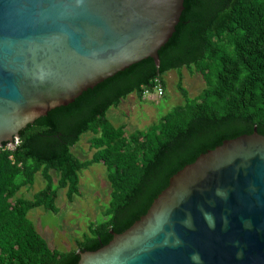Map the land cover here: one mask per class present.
I'll list each match as a JSON object with an SVG mask.
<instances>
[{
  "label": "trees",
  "instance_id": "trees-1",
  "mask_svg": "<svg viewBox=\"0 0 264 264\" xmlns=\"http://www.w3.org/2000/svg\"><path fill=\"white\" fill-rule=\"evenodd\" d=\"M176 32L160 50V67L144 60L89 89L20 132L15 148L0 147V264H77V251H96L144 216L171 177L223 141L264 135V0H185ZM201 76L192 99L183 69ZM179 71L177 90L185 103L146 130L126 131L108 118L130 95L140 100L165 75ZM92 134L96 152L80 161L72 149ZM94 164L107 170L110 202L103 220L68 253L52 250L29 220L43 207L58 213L59 191L69 201L80 194V173ZM57 175V184L51 174ZM41 174L46 186L32 200L17 198Z\"/></svg>",
  "mask_w": 264,
  "mask_h": 264
},
{
  "label": "water",
  "instance_id": "water-1",
  "mask_svg": "<svg viewBox=\"0 0 264 264\" xmlns=\"http://www.w3.org/2000/svg\"><path fill=\"white\" fill-rule=\"evenodd\" d=\"M185 0H0V147L160 50ZM77 264H264V135L225 140Z\"/></svg>",
  "mask_w": 264,
  "mask_h": 264
},
{
  "label": "rangeland",
  "instance_id": "rangeland-1",
  "mask_svg": "<svg viewBox=\"0 0 264 264\" xmlns=\"http://www.w3.org/2000/svg\"><path fill=\"white\" fill-rule=\"evenodd\" d=\"M183 86L189 92V97H198L205 89V83L200 75L191 73L186 68L181 71ZM166 90L164 96L155 99L145 96L140 100L135 94L124 100L119 108L108 112L109 120L116 126L127 125L126 131L146 130L157 123L164 115L185 100L177 90L179 71H171L165 75ZM157 94V93H156ZM92 134H85L81 141L72 149L80 161L90 160L96 152L90 147ZM55 184L57 175L51 172ZM46 186L41 174H38L33 186L23 188L17 198L32 200L34 195ZM111 185L107 179V170L102 164H94L80 173V194L73 201L67 198V189L59 191L56 206L59 212L46 211L43 207L29 212L28 218L34 224L39 234L47 241L52 250L68 253L77 249V243L90 235L91 224H99L110 202Z\"/></svg>",
  "mask_w": 264,
  "mask_h": 264
},
{
  "label": "built area",
  "instance_id": "built-area-1",
  "mask_svg": "<svg viewBox=\"0 0 264 264\" xmlns=\"http://www.w3.org/2000/svg\"><path fill=\"white\" fill-rule=\"evenodd\" d=\"M157 93V94H156ZM153 96V98L155 99L156 97H163L164 96V89L161 87V86H158V87H155V91L154 93H149V92H146L145 96Z\"/></svg>",
  "mask_w": 264,
  "mask_h": 264
}]
</instances>
